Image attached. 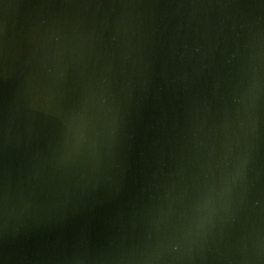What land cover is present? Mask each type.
I'll return each mask as SVG.
<instances>
[{"label":"water","instance_id":"95a60500","mask_svg":"<svg viewBox=\"0 0 264 264\" xmlns=\"http://www.w3.org/2000/svg\"><path fill=\"white\" fill-rule=\"evenodd\" d=\"M0 264H264V0H0Z\"/></svg>","mask_w":264,"mask_h":264}]
</instances>
